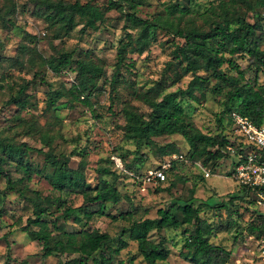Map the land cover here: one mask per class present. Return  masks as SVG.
Returning <instances> with one entry per match:
<instances>
[{
  "label": "trees",
  "instance_id": "16d2710c",
  "mask_svg": "<svg viewBox=\"0 0 264 264\" xmlns=\"http://www.w3.org/2000/svg\"><path fill=\"white\" fill-rule=\"evenodd\" d=\"M7 14L17 9L14 0ZM129 4V11L126 13L127 28L139 31L135 37L127 32L117 47V62L111 78V87L116 89L118 75L121 70L131 66L126 62L128 54L142 55L152 44L150 35L151 28H164L174 33L177 37L183 38L184 43L178 45L173 54V60L167 63V71L171 65L177 63L182 66L185 75L192 73L193 78L186 88L177 91L166 92L168 84L163 80L143 91L139 98L151 111L143 114L131 103L125 102L123 108L125 124L122 126L124 140L127 144L135 146V152L129 157L123 153L122 147L115 148L113 155L119 157L123 168L117 167L114 159L110 156L105 160L108 164L98 166L100 176L97 184L93 186L87 180L86 173L80 164L77 168L71 166V159L74 156L86 155L81 149H76L70 155L64 152H55L51 147L45 151L42 148L31 146L28 142L17 143L13 136H4L0 132V175L6 178V189L0 190V204H3L4 195L17 193L24 198L32 208V216L28 217V223L24 231L30 232L33 238L42 244V258L47 259L53 255L77 254L75 257L62 261L60 264H136L135 255L127 260L119 259L121 252L128 248L130 241L137 243V250L147 264H163L167 262L171 250L166 246L167 238L163 233L165 230H178L182 228L184 237V257L192 264H226L231 256V251L211 241V227L208 230V222L200 215L201 208L220 210V207H227L224 197L218 201L199 200L193 196L195 189L188 198L175 199V203L167 208L158 210V217L155 218H134L133 204L128 211L112 212L111 206H117L121 202L129 200L120 190L119 181L122 177L133 179L139 184L147 183L144 180L147 171L159 168L168 160L172 159L171 165L165 170L166 180L154 184L156 191L170 190L160 188L170 174L187 163L196 166V162L210 165L211 172L216 174L220 161H230L232 166L236 160L228 146H234L238 151L247 149L242 137L237 136L236 141L232 137L236 135L233 122L230 117L232 111H237L249 117L255 124H264V83L258 87L250 83H240V79L227 75L222 66L225 64L226 54L231 56L237 53H250L255 59L257 69L264 72V51H261L256 39L257 23L250 22L247 17L237 9L238 0L231 3L222 2L220 12L214 9V17L208 29L198 27L189 23L181 27L171 21L173 16L183 15L190 11L189 8L179 7L172 4L167 7L168 18L159 15L155 19H143L136 13V2L124 0ZM248 3L249 0H240ZM257 4L264 6V0H256ZM41 15L44 16L49 26L55 28L56 38L63 35H70L79 25L77 18L83 19L81 32L87 33L91 29L98 28V22H102L108 9L118 6L117 0H111L107 8H102L94 0L86 3L76 1L74 3L63 0L37 1ZM255 12V10L253 9ZM0 20L7 21L4 14L0 13ZM12 23V18H8ZM32 41L36 36L26 34ZM20 58L2 56L6 60H12V65L24 67L30 64L34 71V78H39L52 87L46 81L44 70L55 75L72 71L75 78L69 88L50 89L46 97V107L56 113L63 102V98L69 97L68 102L73 106L80 102L91 109L92 115L98 118L94 97L98 93L99 82L106 76L104 62L94 51L85 52L84 57L76 58L73 51L57 52L52 55H45L37 47L21 45L19 48ZM24 55H29L26 63ZM232 66H236L232 59H229ZM209 73L219 80L230 84L227 98L222 110L225 122L218 119L222 132L221 134H208L197 128L187 117L186 110L180 99H197L196 92L205 95L209 88V81L199 72ZM36 81V79H33ZM30 82L20 86L16 94L10 98V104L14 103L20 109L31 106L30 95L27 87ZM259 83V82H258ZM1 87V86H0ZM215 92L220 91L217 86L213 87ZM65 103V102H64ZM74 108V107H73ZM21 126L27 127V133H39L40 138L53 141L55 136L51 130L43 129L38 122L28 125L24 119L15 117ZM98 120V119H97ZM101 120V119H100ZM180 134L189 145L187 152H180L174 143L159 144L156 138ZM240 139V140H239ZM154 150V155L161 158L162 164L153 168H146V162L150 154L143 151ZM34 153L44 156V164L40 165L33 158ZM176 154H183L188 161L173 159ZM123 156V157H122ZM83 164V163H82ZM18 171L19 176L12 175V171ZM177 179L186 182L188 178L174 172ZM201 179L207 178L199 171ZM232 175V171L228 172ZM35 176L44 177L52 186V193L44 195L40 190L33 189L31 183ZM108 177H111L108 178ZM238 191L233 192L230 200L242 199L256 205L257 192L247 185L239 184ZM82 194L83 203L77 206L68 201L71 194ZM264 212V211H263ZM107 216L113 220L124 221L125 224L118 233L112 235L108 231L100 230L92 225L97 217ZM74 224V230L63 231L60 220ZM257 219L260 220L257 223ZM250 234L256 238L264 236V214H258L248 226Z\"/></svg>",
  "mask_w": 264,
  "mask_h": 264
},
{
  "label": "rangeland",
  "instance_id": "374dc122",
  "mask_svg": "<svg viewBox=\"0 0 264 264\" xmlns=\"http://www.w3.org/2000/svg\"><path fill=\"white\" fill-rule=\"evenodd\" d=\"M37 1L41 0H14L17 7L11 14L7 11L13 7L10 0H0V13L4 14L7 21L0 20V132L4 136H13L17 143L28 142L31 146L42 148L45 151L53 148L55 152H64L70 155L73 150L81 149L86 155L84 160L81 156H74L71 159V166L84 169L87 180L95 186L100 178L98 166L107 165L105 161L113 155L115 148L122 147L128 160L136 149L133 144H127L124 140L122 126L125 124L123 108L125 102L131 103L143 114H149L151 109L142 100L140 94L153 86L155 82L163 80L168 84L166 92L177 91L186 88L193 78L192 73L185 75L182 66L174 63L165 71L167 63L173 60V52L178 45L185 41L174 33L164 28H151L150 35L152 44L142 55L128 54L126 62L131 66H125L118 75L116 89L111 87V78L117 62V47L126 38L127 32L135 37L139 31L127 28L126 13L129 11V4L124 0H117L116 8L108 9L102 22H98L97 29H91L87 33L81 32L83 19L77 18L79 25L70 35H63L60 38L55 36V28L49 26L44 16L39 11ZM58 1V0H51ZM74 3L79 1L86 3L89 0H63ZM136 2L137 15L143 19H155L159 15L168 18L167 7L177 4L182 8H189L190 11L184 16L178 13L171 19L175 25L178 23L185 27L194 23L198 27L208 29L214 19V9L220 12L222 2L231 3L233 0H133ZM237 3V9L243 13L252 23H257V42L259 49L264 51V6L257 4L256 0H249L248 3ZM102 8H107L111 0H94ZM255 10V12L253 11ZM12 18V23L8 21ZM27 32L36 36L32 41L26 35ZM37 47L38 50L49 56L57 52L73 51L76 58L84 57L85 52L94 51L104 62L106 76L99 82L98 93L94 97L98 113L96 118L80 102L73 106L68 102L69 97L63 98V106L58 111L59 117L52 110L46 107V97L50 89L69 88L75 78V73L68 71L55 75L43 69L46 81L52 87L38 78H34V71L28 63L24 67L13 66L12 60L2 56L20 58L19 48L21 45ZM226 62L222 66L223 71L234 78L240 79V83H250L255 87L264 83V72L257 69L255 59L250 53H237L236 55L226 54ZM29 55H24L25 63ZM229 59H232L236 66H232ZM209 81V88L202 95L196 92L197 99L191 97L180 99L185 107L186 117L202 132L216 135L221 134L222 129L218 119L225 122L222 110L227 98L230 84L211 76L203 71L199 72ZM36 79V81H33ZM30 82L27 93L30 95L31 106L20 109L14 103L8 102L19 90L20 86ZM259 82V83H258ZM217 86L220 91L215 92L213 87ZM65 102V103H64ZM74 107V108H73ZM20 117L30 125L38 122L43 129L51 130L55 136L53 141L40 138L39 133H27V127H23ZM98 119V120H97ZM101 119V120H100ZM159 144L174 143L181 152H187L189 145L180 134L156 138ZM150 154L146 168H153L162 164L161 158L154 155V150L143 149ZM117 157V156H116ZM123 157V156H122ZM33 158L40 165L44 164V156L34 153ZM83 163V164H82ZM201 163V162H200ZM205 168L210 165L201 163ZM216 174L201 179L199 166L183 164L174 172L186 176V182L179 181L174 172L170 174L167 181L160 188L170 190L156 191L157 187L152 183L139 184L133 179L122 177L119 186L122 194L129 200L123 201L117 206H111L112 212L128 211L133 204L134 218H155L158 217L160 208H167L175 203V199L188 198L195 189L193 196L199 200L218 201L224 197L227 207L208 209L201 208L200 215L208 222L207 229L211 227L210 239L214 243L223 246L231 251V256L226 264H264V236L256 238L248 231L249 224L258 214H264L254 203L247 200L231 199L233 192L239 190V181L234 175L228 172L234 170L230 161H220ZM12 175L19 176L18 171H12ZM111 179V177H108ZM33 189L40 190L45 196L50 195L52 186L47 179L35 176L31 183ZM6 189V178L0 175V190ZM3 204H0V264H60L62 261L75 257L77 254L53 255L47 259L42 258V244L33 238L30 232L24 231L28 223V217L32 216L30 204L17 193L4 195ZM69 203L74 206L83 203L82 194H71L68 197ZM257 223L260 222L257 219ZM63 231L74 230V224L61 219L59 221ZM125 224L124 221L113 220L110 217L102 216L93 220L92 225L100 230L108 231L112 235L118 233ZM183 228V227H182ZM182 228L178 230H165L166 246L171 254L166 263L163 264H192L186 260L184 255V237ZM136 257V264H147L137 250V243L130 241L128 248L124 249L119 259L127 260L130 256Z\"/></svg>",
  "mask_w": 264,
  "mask_h": 264
},
{
  "label": "built area",
  "instance_id": "2783aa9c",
  "mask_svg": "<svg viewBox=\"0 0 264 264\" xmlns=\"http://www.w3.org/2000/svg\"><path fill=\"white\" fill-rule=\"evenodd\" d=\"M230 117L236 135L232 140L236 141L237 136L242 137L247 149L238 151L234 146H228V150L234 155L236 164L232 175L239 181V184L247 185L257 192L256 206L264 211V124L257 125L249 117L232 111ZM240 140V139H239ZM119 168H123L119 157L113 156ZM173 159L188 161L183 154H176ZM172 159L168 160L159 168L147 171L144 180L147 183H157L166 180L165 170L170 167ZM205 177L213 175L209 168H205L200 162H196Z\"/></svg>",
  "mask_w": 264,
  "mask_h": 264
}]
</instances>
